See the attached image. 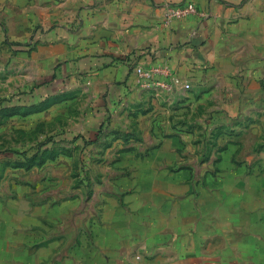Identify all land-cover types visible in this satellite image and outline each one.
I'll return each mask as SVG.
<instances>
[{
	"label": "crops",
	"instance_id": "obj_1",
	"mask_svg": "<svg viewBox=\"0 0 264 264\" xmlns=\"http://www.w3.org/2000/svg\"><path fill=\"white\" fill-rule=\"evenodd\" d=\"M185 2L198 13L165 22L168 6ZM38 8L33 24L43 30L39 42L49 44L52 70L60 65L62 77L73 71L88 79L99 97L96 111L112 104L109 97H158L159 112L168 115L159 126L169 135L146 139L160 150L131 157L128 176L96 193L104 200L100 219H32L33 230L43 228L4 244L13 250L0 264H264V198L243 180L227 183L226 175L238 176L246 165L221 166L237 150L216 157L210 171L224 177L196 185L193 176L209 168L176 166L180 137L169 118L176 107L204 104L231 120L219 123L238 130L231 142H256L264 127V0H41ZM110 55L128 58L111 62ZM162 64L181 85L158 95L139 88L136 67Z\"/></svg>",
	"mask_w": 264,
	"mask_h": 264
},
{
	"label": "rangeland",
	"instance_id": "obj_2",
	"mask_svg": "<svg viewBox=\"0 0 264 264\" xmlns=\"http://www.w3.org/2000/svg\"><path fill=\"white\" fill-rule=\"evenodd\" d=\"M40 5L41 0H0V255H11L12 247L4 244L16 234L27 239L29 232L43 228L40 224L33 230L32 219H100L104 200L96 201V193H105L108 185L117 184L112 180L129 172L131 157L160 150L146 139L169 135L159 126L168 115L159 112L161 103L154 97H109L114 109L106 103L108 109L96 111L99 97L93 84L73 71L64 78L56 67L52 70L49 44L16 49L12 42L26 43L40 29L33 24ZM203 107H176L169 116L174 135L180 137L182 159L176 166L191 161L197 168H209L210 175L193 179L196 185L214 183L224 177L210 171L218 166L219 152L237 150L221 166L247 168L238 176L229 173L226 181L235 185V179L243 180L262 200L264 127L256 129L255 143L236 144L231 141L238 130L232 124L225 131L219 126L231 120ZM240 151L253 159L237 160ZM49 226L59 233L58 223ZM66 231L73 232L74 223Z\"/></svg>",
	"mask_w": 264,
	"mask_h": 264
},
{
	"label": "built area",
	"instance_id": "obj_3",
	"mask_svg": "<svg viewBox=\"0 0 264 264\" xmlns=\"http://www.w3.org/2000/svg\"><path fill=\"white\" fill-rule=\"evenodd\" d=\"M198 13L194 2L170 5L164 14L165 22L187 19ZM137 83L142 89H154L157 93H170L181 85L182 80L174 75L171 67L166 64L139 65L136 67Z\"/></svg>",
	"mask_w": 264,
	"mask_h": 264
},
{
	"label": "trees",
	"instance_id": "obj_4",
	"mask_svg": "<svg viewBox=\"0 0 264 264\" xmlns=\"http://www.w3.org/2000/svg\"><path fill=\"white\" fill-rule=\"evenodd\" d=\"M41 28V27H40ZM37 34H33L32 37H30V39L26 42V43H19V42H12L14 45H16V49L18 50H31L32 48H34L36 46V44L42 39V37L40 36L41 32H43V30L41 29H38L37 31ZM3 33H5V31L3 30ZM23 48V49H21ZM108 54H103L102 56H107ZM111 56V62H114L116 60H121V59H126L128 58V56H116V55H110ZM60 65H57L56 68H58ZM91 68V67H90ZM54 77V74L52 75V78ZM121 97V96H120ZM112 104H115V102L113 101ZM111 105V104H110ZM106 109L107 106H106ZM103 125V124H102ZM79 138H81L83 141H85V137L82 135V136H79ZM77 140V139H76ZM74 140V141H76ZM95 141H91V142H88L86 141V145H89V144H93Z\"/></svg>",
	"mask_w": 264,
	"mask_h": 264
}]
</instances>
